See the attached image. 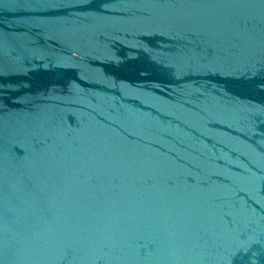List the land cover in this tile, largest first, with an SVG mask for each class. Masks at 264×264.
Here are the masks:
<instances>
[{"label":"water","instance_id":"obj_1","mask_svg":"<svg viewBox=\"0 0 264 264\" xmlns=\"http://www.w3.org/2000/svg\"><path fill=\"white\" fill-rule=\"evenodd\" d=\"M0 264H264V0H0Z\"/></svg>","mask_w":264,"mask_h":264}]
</instances>
